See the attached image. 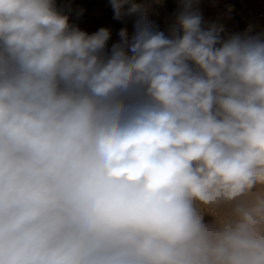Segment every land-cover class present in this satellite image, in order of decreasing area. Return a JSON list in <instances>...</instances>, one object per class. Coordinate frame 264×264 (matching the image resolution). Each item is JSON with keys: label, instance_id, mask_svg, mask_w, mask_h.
Here are the masks:
<instances>
[{"label": "clouds", "instance_id": "obj_1", "mask_svg": "<svg viewBox=\"0 0 264 264\" xmlns=\"http://www.w3.org/2000/svg\"><path fill=\"white\" fill-rule=\"evenodd\" d=\"M177 3L105 52L55 0H0V264H264V36Z\"/></svg>", "mask_w": 264, "mask_h": 264}, {"label": "rangeland", "instance_id": "obj_2", "mask_svg": "<svg viewBox=\"0 0 264 264\" xmlns=\"http://www.w3.org/2000/svg\"><path fill=\"white\" fill-rule=\"evenodd\" d=\"M141 5V12L125 16L122 20L113 18V10L109 0H55L57 10L69 16L70 25H78L89 34L105 27L111 30V38L107 42L105 52L113 43L119 41L121 28L128 31L129 41L135 35L136 22L146 15L149 23L157 31L170 35V29L176 24V16L181 11L177 0H135ZM259 4V3H258ZM202 15V26L207 29L212 24L223 27L221 40L232 35L264 36V11L257 3L250 0H200L198 5ZM82 10L83 14L78 15ZM219 46V45H218ZM211 217L205 216V220Z\"/></svg>", "mask_w": 264, "mask_h": 264}, {"label": "crops", "instance_id": "obj_3", "mask_svg": "<svg viewBox=\"0 0 264 264\" xmlns=\"http://www.w3.org/2000/svg\"><path fill=\"white\" fill-rule=\"evenodd\" d=\"M250 1H253V2L257 3V7L262 8L263 11H264V0H250ZM262 15H264V14H262Z\"/></svg>", "mask_w": 264, "mask_h": 264}]
</instances>
